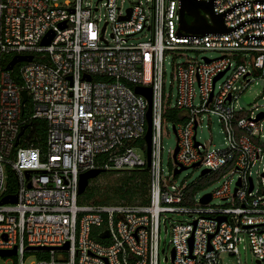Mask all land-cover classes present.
I'll return each instance as SVG.
<instances>
[{
    "label": "built area",
    "instance_id": "1",
    "mask_svg": "<svg viewBox=\"0 0 264 264\" xmlns=\"http://www.w3.org/2000/svg\"><path fill=\"white\" fill-rule=\"evenodd\" d=\"M117 1L97 0L91 7L82 0H0V199L16 196L0 204V251L15 250L0 258L12 264L29 257L34 259L27 264H159L163 224L166 234L170 225V257L164 256L170 264H219L223 252L238 255L242 242L263 264L264 163L257 188L251 168L264 156V113L257 118L237 100L254 72L264 79V0H198L211 1L229 29L204 35L180 33L179 0L127 7ZM47 32L52 37L42 45ZM186 49L218 56L174 62L173 98L165 87L164 52ZM13 55L32 59L2 69ZM135 86L150 88L148 202L77 204L81 173L146 167L148 101ZM170 110L177 112L172 126L178 150L171 152L169 176L162 177L161 125ZM203 114L217 116L223 148L196 140ZM35 120L45 122L42 145L29 137ZM178 166L207 169L200 178L234 172L239 185L232 190L225 180L202 203L191 185L170 180ZM8 172L14 193L6 191ZM214 198L227 203L212 205Z\"/></svg>",
    "mask_w": 264,
    "mask_h": 264
},
{
    "label": "rangeland",
    "instance_id": "2",
    "mask_svg": "<svg viewBox=\"0 0 264 264\" xmlns=\"http://www.w3.org/2000/svg\"><path fill=\"white\" fill-rule=\"evenodd\" d=\"M97 0H82V4H86L87 6L94 7L95 2ZM141 1L144 6L149 5V0H118L117 3L121 7H127L133 2ZM99 10L97 14H104L105 10L102 4V1L98 3ZM138 39H143L141 34L136 35ZM137 39V40H138ZM206 56L208 58H214L218 56V52L212 50H196V49H186L179 54L176 52L171 53L168 51L164 52L163 59V67L165 71V87L166 91L172 93V97L174 98V85L171 87L173 81L171 78V73L173 70L174 62H181L188 59H200L201 57ZM252 77H255L245 88L241 90V93L237 100V105L241 108H244L246 111L252 110L253 114H257L259 112L264 113V98H262V94H264V79L258 77V73L254 72ZM223 81V78L217 81V86L220 85ZM217 90V89H216ZM173 102V100H172ZM194 102H197L195 98ZM161 155H160V167L162 177H168L170 171L172 169V159L171 152L175 149L177 144V138L175 131L172 128V121L169 119H165L162 121L161 125ZM196 140L205 144L208 148H223L225 146V136L222 129V125L218 121L216 115L213 114H203L200 118L199 125L196 128ZM140 153L139 150H136ZM264 156L261 160L256 161V163L251 168V178L253 180L255 188L259 186V179L257 177L256 172L260 171L263 167ZM203 167H187L186 169L181 170L176 174L175 177L170 178V180L175 184H180L184 182L186 185L196 184L199 188L195 191V199L196 201L200 196L213 192L217 187H220L221 184L225 180H230V186L233 190L234 184L236 182V173H227L224 176L220 175H211L206 177H201V170ZM120 174L116 173H108L103 175V172L99 173L95 178L92 179L91 185L96 190L100 192L104 190H108L112 187H115L118 184V180ZM200 178V179H199ZM99 192V193H100ZM94 199L98 200L103 198L100 194L95 195ZM227 203V201L222 200L220 198H214L211 201L212 205H222ZM172 219L179 221H190V218L184 214H173L170 215ZM167 224V223H166ZM168 226V232L165 233L164 225H160L159 232V264H170V260L165 261L164 256L167 255L170 257L171 245L169 243L170 239V225ZM245 242H242L238 248V255H231L228 253H221L219 256V264H256V259L248 246H244ZM162 249L163 252L161 251ZM34 258L29 257L26 259V264L32 261ZM239 261V262H238ZM0 264H12V259H3L0 258ZM264 264V263H263Z\"/></svg>",
    "mask_w": 264,
    "mask_h": 264
},
{
    "label": "water",
    "instance_id": "3",
    "mask_svg": "<svg viewBox=\"0 0 264 264\" xmlns=\"http://www.w3.org/2000/svg\"><path fill=\"white\" fill-rule=\"evenodd\" d=\"M180 10H179V31L180 33L190 34V35H204L208 33H226L229 31L228 28L225 27L223 20H222V14H216L212 11L211 7V1L204 2V1H198V0H179ZM190 18V21H187V18ZM63 23L61 24V27H63ZM52 37L51 32H47L46 35L42 38L41 44L46 45L48 44L50 38ZM32 59L31 55H13L11 59L8 61V63L5 65L6 70L12 69L13 65L20 61H30ZM222 75V73L218 74L214 80L219 78ZM83 78L86 80L90 79L89 75H83ZM134 91L138 94H142L146 97L148 101V106L146 110V129L143 136V140L146 144V167H149L150 165V135H151V113H150V88L149 87H143V86H135ZM22 97L23 101L26 99V93L25 91H22ZM262 113H259L257 115L258 117H261ZM26 128V125L23 124L20 126V130L16 136L14 144L17 145L19 136L23 133L24 129ZM173 130L175 129L174 126H172ZM178 150V147L176 146L174 149L173 156H175L176 152ZM198 165L196 163L193 166ZM192 166V167H193ZM185 166H178V168H173V174L179 173L181 170L186 169ZM103 172V169L96 168L91 169L88 171H85L79 175V181H78V190L77 193L80 194L84 191L86 186L88 185V182L90 179L95 178L99 173ZM207 172V169H202L201 174H204ZM25 174H28V171H25ZM264 174V173H263ZM236 185H239V181L236 182ZM252 188V184L250 181L249 185V191ZM235 191V189H234ZM210 200V195L208 193L204 194L201 198L202 203H206ZM16 201L15 195H5L0 199V204L3 203H13ZM224 217H219L218 220H223ZM191 242V240H190ZM15 253V250L12 249L10 251H0V257L13 255ZM173 256V252L171 251V257ZM256 264H261V261L256 260Z\"/></svg>",
    "mask_w": 264,
    "mask_h": 264
},
{
    "label": "trees",
    "instance_id": "4",
    "mask_svg": "<svg viewBox=\"0 0 264 264\" xmlns=\"http://www.w3.org/2000/svg\"><path fill=\"white\" fill-rule=\"evenodd\" d=\"M188 21H190L189 17H186ZM8 62V58L5 59L4 62L1 63V68L4 69L5 65ZM12 78L16 80V76L12 74ZM28 108V105H26ZM28 112V111H27ZM24 114V117L25 115ZM177 112L174 110H170L168 112L169 120H174ZM32 129L30 132V138L37 142L39 145H42L44 142V133H45V122L42 120H35L31 123ZM21 144V143H20ZM108 173H116L120 174L118 184L115 187H112L108 190H104L100 192L96 190L90 184L92 179L89 180L88 185L84 189V191L77 195L76 202L77 204H85L88 202H93L97 204H112V203H122V204H147L148 202V194H149V183H150V175L149 169L147 167L136 168L132 170H123V171H112V170H104L103 175ZM6 181V191L14 193V178L12 173L8 172ZM199 188L198 185L193 184L189 188V191H196ZM100 192V193H99ZM100 194L103 198L98 200L94 199L95 195ZM94 239L101 243H106V240H103L100 236L94 237Z\"/></svg>",
    "mask_w": 264,
    "mask_h": 264
}]
</instances>
